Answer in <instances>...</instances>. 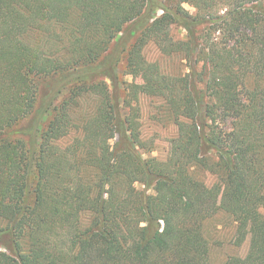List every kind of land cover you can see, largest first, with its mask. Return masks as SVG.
<instances>
[{
  "label": "trees",
  "instance_id": "1",
  "mask_svg": "<svg viewBox=\"0 0 264 264\" xmlns=\"http://www.w3.org/2000/svg\"><path fill=\"white\" fill-rule=\"evenodd\" d=\"M121 66L176 128L163 161ZM219 210L248 238L224 264H264V0H0V264H202Z\"/></svg>",
  "mask_w": 264,
  "mask_h": 264
},
{
  "label": "rangeland",
  "instance_id": "2",
  "mask_svg": "<svg viewBox=\"0 0 264 264\" xmlns=\"http://www.w3.org/2000/svg\"><path fill=\"white\" fill-rule=\"evenodd\" d=\"M171 3L172 0H163ZM185 9L194 13L192 7L184 5ZM157 11L156 15H161ZM173 35L177 38L182 37L184 32L180 29L173 28ZM134 40V38H133ZM145 59L149 62H156L171 75H180L185 71V62L181 57H164L161 56L154 46L148 45L143 50ZM118 78L122 85L137 87V101L135 106L138 108V122L141 136L146 141L147 148L150 152L144 153L145 158H154L158 161L167 159L171 154V140L176 134V128L171 123L164 120L160 112V101L148 84V78L141 72L135 71L127 74L123 67L118 69ZM65 94L60 98L62 99ZM94 102L85 100L78 109L77 116L83 117L93 109ZM44 126V124H43ZM205 183L211 187L216 184V179L206 176ZM135 188L139 191L144 189L143 185L137 183ZM152 195L151 189L146 191ZM225 189L219 186L216 196V203L221 206L225 198ZM198 242L204 247L202 264H224L228 257H244L248 248V238L245 235L237 233L236 224L232 218L219 210L212 217L203 223L202 234Z\"/></svg>",
  "mask_w": 264,
  "mask_h": 264
}]
</instances>
